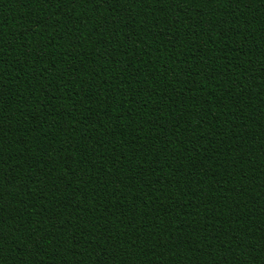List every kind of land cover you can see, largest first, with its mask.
Listing matches in <instances>:
<instances>
[{
    "label": "trees",
    "instance_id": "obj_1",
    "mask_svg": "<svg viewBox=\"0 0 264 264\" xmlns=\"http://www.w3.org/2000/svg\"><path fill=\"white\" fill-rule=\"evenodd\" d=\"M0 264H264V0H0Z\"/></svg>",
    "mask_w": 264,
    "mask_h": 264
}]
</instances>
